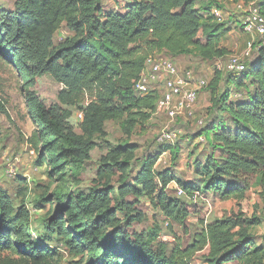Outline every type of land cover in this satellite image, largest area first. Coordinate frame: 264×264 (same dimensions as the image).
<instances>
[{"label": "trees", "instance_id": "trees-1", "mask_svg": "<svg viewBox=\"0 0 264 264\" xmlns=\"http://www.w3.org/2000/svg\"><path fill=\"white\" fill-rule=\"evenodd\" d=\"M214 8H221L218 0H15L13 9L0 6V55L22 77L28 114L35 123L27 144L38 164L49 168L51 183L66 184L72 171L77 186L58 196L46 228L87 264H190L204 250L207 264H264V243L255 232L263 219L255 214L213 219L186 248L177 247L169 255L163 247L155 248L145 233L129 231L144 217L138 208L143 197L184 223L189 211L170 194L172 182L192 196L199 191L220 198H244L256 176L264 187V35L241 77L229 72L227 82L245 95L231 96L230 87L219 92L221 71L207 85L214 102L212 117L204 119L198 134L210 148L204 159L195 161L201 187L171 169L156 168L164 152L175 153V145L160 143L159 151L140 154L136 142L106 140L108 121L121 120L129 138L153 117L158 92L135 90L149 56L164 53L179 61L196 54L211 61L230 53L223 45L230 20H220ZM260 11L264 15V1ZM63 25L71 35L56 45ZM44 74L62 85L58 101L49 106L29 89L34 77ZM68 107L84 115L80 133L73 128ZM96 137L104 138V153L92 185L81 188L78 175L92 151L102 147ZM54 255L30 230L28 207H15L0 188V264H50Z\"/></svg>", "mask_w": 264, "mask_h": 264}, {"label": "rangeland", "instance_id": "rangeland-1", "mask_svg": "<svg viewBox=\"0 0 264 264\" xmlns=\"http://www.w3.org/2000/svg\"><path fill=\"white\" fill-rule=\"evenodd\" d=\"M218 1L221 4L220 16L223 20H230L228 26L230 31L223 41V45L230 49V53L223 58L211 61H205L196 54L188 55L179 61L171 60L181 69L194 70L196 78L205 79L208 84L216 71H221L223 82L219 92L222 93L230 87L233 93L231 96L241 97L245 95V90L238 92L235 86L227 82L230 76L228 65L233 59H237L248 67L251 59L257 54L258 47L264 42H260L263 40V35L258 32H247L242 28V21L248 15V7H240L239 3L233 0ZM14 2L15 0H0V6L13 9ZM67 35H71V32L66 25H63L56 35V45ZM155 57L170 59L164 53H157ZM238 77H241V74ZM34 79V85L29 88L30 90L35 91L48 106L58 101V93L62 85L52 75H38ZM25 91L26 85L17 68L0 55V100L5 108L4 111L0 110V188L6 190L11 196L15 207L23 203L28 207L30 230L32 227L33 235H37L43 245L55 252L50 264H87L82 261L81 255L73 254L65 247L56 232L46 228L51 216L50 208L55 207L58 196L66 188L76 191L77 186L71 181V176L74 175L72 171L69 172V180L66 184L57 181L51 183L49 168L45 164H38L36 153L28 146L27 137L35 128V123L28 114ZM88 97L85 98L84 103L89 100ZM211 98V88L208 86L202 88L190 112L175 120H170L165 114L153 115L143 128H137L129 138L123 131L121 120L108 121L105 126L106 140L111 144L136 142L140 145V154H148L159 151L161 146L158 138L164 131L181 130L182 135L175 142L177 146V149H174L175 153L170 150L164 152L156 168L158 170L171 169L180 179L201 187L202 183L197 175L195 161L196 158L204 159L210 152V148L204 138L198 136L202 130L198 122L204 119L209 120L212 117L214 101ZM68 108L73 112L71 117L73 128L80 133L81 129L76 119L79 110L75 107ZM95 139L102 147L97 146L92 151L91 159L84 164L81 175H78L81 188L92 185L100 156L104 153V138L96 137ZM8 169H13L16 175L8 176ZM178 187L181 186L172 182L169 185V192L172 196L183 200L189 211L183 224L173 217H167L156 209L148 198L143 197L139 201L138 208L144 217L139 221H134L129 226V231L145 233L155 248L161 246L169 255L177 247L186 248L193 242L195 235L203 230L206 223L213 219L238 213H243L247 217L255 214L263 219L255 228L256 239L259 243H264V187L260 183V176L254 178L244 198H220L212 193L202 194L195 198L188 192L187 196H179ZM44 197L51 201H44ZM119 216L122 217L123 214L119 213ZM206 253L205 250L195 253L190 264H207ZM18 264L24 263L19 262Z\"/></svg>", "mask_w": 264, "mask_h": 264}, {"label": "built area", "instance_id": "built-area-1", "mask_svg": "<svg viewBox=\"0 0 264 264\" xmlns=\"http://www.w3.org/2000/svg\"><path fill=\"white\" fill-rule=\"evenodd\" d=\"M263 1L238 2L240 7L249 8L247 17L242 21V28L245 31L264 35V15L260 11V2ZM219 12V8H214L216 16L223 20ZM246 69L247 66L237 59H233L228 65L229 72L233 74H241ZM207 85L208 82L205 79L196 78L194 70L181 69L171 59H158L155 56H149L145 69L135 81V90L139 94H147L156 90L159 96L153 115L165 114L170 120H175L190 112L198 99L200 89ZM76 119L80 126L84 119L83 113L78 112ZM203 122L204 120H201L198 123L201 126ZM181 135V130H166L159 136L158 141L163 144L175 145ZM7 175L15 176L16 173L13 169H8ZM177 192L179 196H187V191L182 187H178ZM200 195L202 194L197 191L193 196L197 198Z\"/></svg>", "mask_w": 264, "mask_h": 264}]
</instances>
